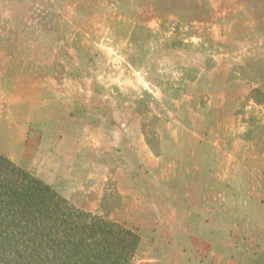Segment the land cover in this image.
<instances>
[{
    "label": "rangeland",
    "instance_id": "1",
    "mask_svg": "<svg viewBox=\"0 0 264 264\" xmlns=\"http://www.w3.org/2000/svg\"><path fill=\"white\" fill-rule=\"evenodd\" d=\"M157 2L0 0V154L77 209L136 233L132 264H162L169 245L156 233L166 230L175 197L214 178V152L208 148L195 159L202 141L191 130L203 128L200 112L217 120L206 104L225 100L221 130L227 137L248 133L250 150L264 135L263 125L244 130L243 121L252 119L237 115L243 99L233 94L237 78L251 77V95L264 101V81L257 79L264 63L246 58L263 57L264 50L255 45L256 33L243 29L245 17L234 46L221 47L215 26L157 16ZM217 20L226 26L230 16L214 15ZM235 54L242 63L220 69L219 56ZM207 89L211 99L188 110ZM181 214L193 218L188 210ZM173 242L171 249L199 245L196 239ZM189 257L178 264L199 262V255Z\"/></svg>",
    "mask_w": 264,
    "mask_h": 264
},
{
    "label": "crops",
    "instance_id": "2",
    "mask_svg": "<svg viewBox=\"0 0 264 264\" xmlns=\"http://www.w3.org/2000/svg\"><path fill=\"white\" fill-rule=\"evenodd\" d=\"M161 1L158 0L156 4L157 16L173 15L187 17L188 20L189 17H194L196 18L194 22L201 26H215L217 38L214 42L221 47L234 46L233 33L238 30L236 26L241 24L242 17H245L246 25L243 29L256 33L258 39L255 45L264 50V0H168L170 4L165 9L161 8ZM176 2H179L178 5ZM227 2L229 10L224 8ZM214 15L230 16L229 24L224 26L221 24L222 20H217L220 23H213ZM253 57L251 54L246 56L253 62L264 63V56ZM241 60L237 54L225 57L220 55L218 65L220 69L224 66L232 71L242 63ZM217 69L218 67L213 73L215 78H218L219 74ZM228 75V72L222 73L224 81L228 80ZM247 81L251 80L245 78L243 81L237 78L233 85V94H237L234 98L243 99L238 109L241 111L237 115L245 114L252 119L251 122L243 121L245 131L264 126V103L253 98ZM257 85L261 90L260 84ZM208 90L204 93V98L191 100L188 110H192V105L200 100L209 101L211 95ZM93 94L94 89H91V96ZM224 102L225 100L221 101V105H212V102L210 106L206 104L205 110L217 111V120L209 121L205 114L200 112L199 126L203 128L198 132L191 129L200 137L199 141H202L195 159H200L201 154L209 148L210 152H214L210 160H214L215 165L218 161V164L214 178L206 186L197 187L196 193L182 191H189L186 197H183L184 194L175 197V206L172 207V212L168 213L166 230L163 233H156L157 237H164L169 245L165 258L161 259L162 264H178L179 259H190L191 255H199L197 264H264V135L263 142L257 146L253 145L251 150L248 147L250 141L246 138L248 133L241 136L235 130L230 135L235 137H227L226 132L221 130L225 122L222 120L223 113L225 115L226 111H229L228 104L225 107ZM189 126L192 128L193 125L190 123ZM214 126L213 133L209 134L206 129L203 130ZM226 128L228 130L229 126ZM253 139L251 137V140ZM226 140H229V146L225 144ZM192 196L195 198L193 202H185V199ZM181 209L188 210L193 218L190 217L186 221ZM184 238L196 239L199 243L198 248L171 249L175 247L173 241Z\"/></svg>",
    "mask_w": 264,
    "mask_h": 264
},
{
    "label": "trees",
    "instance_id": "3",
    "mask_svg": "<svg viewBox=\"0 0 264 264\" xmlns=\"http://www.w3.org/2000/svg\"><path fill=\"white\" fill-rule=\"evenodd\" d=\"M258 70L264 81V66ZM139 243L132 230L77 209L0 154V264H132Z\"/></svg>",
    "mask_w": 264,
    "mask_h": 264
}]
</instances>
